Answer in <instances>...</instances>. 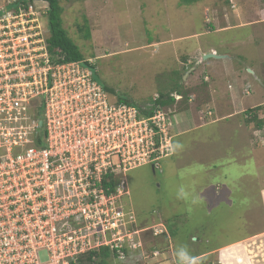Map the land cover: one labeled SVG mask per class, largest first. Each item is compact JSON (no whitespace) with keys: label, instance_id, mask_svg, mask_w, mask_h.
I'll list each match as a JSON object with an SVG mask.
<instances>
[{"label":"built area","instance_id":"1","mask_svg":"<svg viewBox=\"0 0 264 264\" xmlns=\"http://www.w3.org/2000/svg\"><path fill=\"white\" fill-rule=\"evenodd\" d=\"M19 2H0V264H80L102 249L150 261L144 234L167 230L156 217L141 227L127 173L174 154L172 109L160 95L140 109L112 100L92 62L49 51V3Z\"/></svg>","mask_w":264,"mask_h":264},{"label":"rangeland","instance_id":"2","mask_svg":"<svg viewBox=\"0 0 264 264\" xmlns=\"http://www.w3.org/2000/svg\"><path fill=\"white\" fill-rule=\"evenodd\" d=\"M182 3L183 0H61L63 27L80 47L85 60L92 62L96 80L111 90V99L130 101L138 108L178 84L183 85L185 97L195 78L201 81L206 71L211 75L212 71L206 68L212 69L207 66L213 60L184 81L193 65L185 66L184 57L197 45L205 52L214 48L222 54H236L244 68L255 67L254 62H259L264 69V0H201L190 6ZM255 79L256 76H251L252 89L246 96L247 107L252 109L264 103V88ZM183 102L178 105V113L184 112ZM189 118V114L184 116L185 120ZM235 122L237 125L240 122L238 117L221 123V127L213 125L188 135L173 136V145L179 142L182 148L163 159L156 174L152 166L127 173L128 208L139 220L149 215L161 218L170 233L169 239L162 237L156 241L148 236L151 244L157 243L156 249L165 251L154 261L148 249L151 260L140 264H175L174 251L179 244H187L199 258L214 245L236 238L245 224L248 233L264 230L260 197L264 187V152L257 160L252 156L248 161H237L232 151L238 142H243L233 127ZM184 128L189 129V124ZM213 141L219 151L216 157H207L204 163L195 158L187 161L186 150L211 151ZM187 142L191 147L184 150ZM247 154L248 150L242 156ZM215 164L217 169L213 168ZM243 172L255 174L256 180ZM181 183L187 186L191 198L198 201L196 204L191 199L175 198V189ZM247 218L250 221L246 223ZM148 225L149 222H142V226ZM202 235L211 243L201 245L193 241L201 240ZM241 249L225 248L211 255L206 264H221V259L225 264H233L232 256ZM139 259L113 260L109 264H135ZM238 263H242V258Z\"/></svg>","mask_w":264,"mask_h":264},{"label":"crops","instance_id":"3","mask_svg":"<svg viewBox=\"0 0 264 264\" xmlns=\"http://www.w3.org/2000/svg\"><path fill=\"white\" fill-rule=\"evenodd\" d=\"M209 53L228 56V58L223 60H205L196 67V69L193 71V74L191 73L187 77L190 78V76L192 77L193 75L197 74L201 66L206 65L205 63H209L208 61H214L209 64V66H207L212 67V69L206 68L207 70L212 71L211 75L207 73V71L204 72L201 76L202 78L200 77L201 81L195 78V82L191 84L192 89H188L189 93L187 94V96L184 97L185 102H183V108L185 109L182 110L184 112L178 113L177 111L178 105L181 102L175 101V104L170 107V110L172 109L173 111L172 136L179 137L183 134L188 135L193 131L208 128L213 125H219V127H221V123H227V121L235 120V118L238 117L240 122L238 123V125L235 122L233 127L238 130L237 134L242 137L240 141L243 143H237L235 147L236 149L232 151L233 156H237L238 162L248 161L252 156L255 157V159L257 160V158L261 157L264 152V144L257 140L254 135L256 132L255 123L249 122V119H247L244 115L246 112L253 110L252 108L247 107V95L245 93L247 87L249 85L251 86V76H256L255 80L259 81L262 87L264 88V69L260 67L259 62H256V64L254 62L255 67L244 68L240 63H238L240 57L236 54H222L214 48L205 52L203 51L201 45H197L195 49L189 51L186 57H184L187 62L183 64L185 66L193 64L192 66H190V68H193L196 63L203 58L204 55ZM228 64H231V66L228 67ZM249 70H251L253 74L249 72ZM172 91L173 90H170V92H167L166 94H170L172 93ZM261 104L262 103L255 105L254 107L256 108ZM172 107L176 109H173ZM187 114H189L190 118L185 120L184 116H186ZM186 123H188L190 127L187 130H185L184 128ZM212 137L213 136H210L209 138ZM256 141L262 144V146L259 145ZM188 144L189 143L187 142L184 145V150H186L187 148L189 149V147H191L188 146ZM260 147H262V149ZM247 150L250 152V154L242 156V154L245 153ZM205 151L208 150H206V148L204 151L202 150V148H200L197 150V152L186 150V154H189L187 161L189 162L190 159L195 158L198 162L204 163L207 157H216L219 152L218 148H216V141H213L211 151ZM214 161L215 159H212V162ZM213 168L217 169L216 164L213 165ZM153 171L156 174L157 171ZM242 174L252 175L251 177L253 178V181H255L257 177L255 174H249L248 172H243ZM260 197L262 209L264 212V187L260 190ZM153 220H155V217L149 215L145 219H141L139 221H141V223L143 221H146L152 224ZM248 220L250 221V219L247 218L245 222L247 223ZM246 226V224L243 225V232L236 238L224 244L214 245V247L210 248L206 253L202 254L199 259L205 256H211L217 252H221L223 249L225 250V248L227 249L230 247H242V249L237 252L236 256H232L233 261H235L233 264H264V230H256L257 232L253 231L248 233L245 232ZM146 233H149L153 237L152 232ZM169 234L170 233L168 232L166 233V239H169ZM190 236L191 235H189V238ZM158 238H162V236L157 237V239ZM193 238L194 237L191 238V241L193 240ZM193 241H198L199 243H201V245H205L207 242H209V244L211 243L210 239H208L206 235H202L201 240L195 238V240ZM241 258L242 263H238V260ZM225 263L221 259V264Z\"/></svg>","mask_w":264,"mask_h":264},{"label":"trees","instance_id":"4","mask_svg":"<svg viewBox=\"0 0 264 264\" xmlns=\"http://www.w3.org/2000/svg\"><path fill=\"white\" fill-rule=\"evenodd\" d=\"M1 1L2 0H0V2ZM32 1L33 0H22V2H19V3L20 4H30ZM46 1L49 3V5L51 7V11L49 12L48 17H47L49 32H50L48 43H49V51L51 52V54H53V55L59 54V55L63 56V62L64 63L79 62V63H84L86 66H91L90 62L85 60L84 55H83L80 47L75 43V41L70 37L67 30L63 27L62 15L64 13V10L61 6V0H46ZM200 1L201 0H183L182 4L190 6V5L196 4ZM81 31H82V29H81ZM86 37L87 38L90 37L89 32H87ZM184 60H185V58H184ZM91 68H93L95 70L94 66H91ZM189 69H186V70H189ZM181 88H182V90H180ZM104 89L108 93L112 94L111 90L109 88L104 87ZM175 92L184 97L183 85L178 84L177 86H174L172 93H175ZM183 100H184V98H183ZM118 102L119 103H126L130 106H134L130 101H125L123 99H119ZM159 104H162L165 107H171L172 105L175 104V99L170 97L169 94H161V100L159 101ZM260 110H261V108L257 107V108L250 110L244 114L245 117L247 119H249V122L255 123V126L257 128H261L264 125V120L259 119ZM140 225L142 228H146V226H142L141 221H140ZM150 225H151V223L149 222L148 226H150ZM144 236L146 238V241L150 242L148 240V236H150V234L145 233ZM164 236H162V237H164ZM153 239H155V241H156L157 238L153 237ZM150 245H151L150 251H153L157 247L156 242H154L153 244L150 243ZM164 251H165V249L162 252H164ZM210 257L211 256H205V257L201 258L199 260L200 264H206L207 261L210 259ZM113 259H114V256L110 250L102 249L99 252H92L91 254L87 255L85 258H83L81 260L80 264H109L110 262L113 261ZM209 264H212V262Z\"/></svg>","mask_w":264,"mask_h":264},{"label":"clouds","instance_id":"5","mask_svg":"<svg viewBox=\"0 0 264 264\" xmlns=\"http://www.w3.org/2000/svg\"><path fill=\"white\" fill-rule=\"evenodd\" d=\"M250 89H252L251 86H250ZM170 94H172V93H170ZM170 94H169V96H170ZM258 107H260L262 110V108H264V103L259 105ZM261 110L259 112V116H260ZM263 112H264V110H263ZM180 148H182V145L179 142H177L174 145H170L169 150L174 152ZM174 196L178 200L188 201L191 199L192 204H196L198 202L195 198H191V194L188 191L187 186L183 183L178 185V187L175 189ZM174 260H175V264H200L199 258L192 254V252H191V250L187 244H179L176 247V249L174 251Z\"/></svg>","mask_w":264,"mask_h":264},{"label":"water","instance_id":"6","mask_svg":"<svg viewBox=\"0 0 264 264\" xmlns=\"http://www.w3.org/2000/svg\"><path fill=\"white\" fill-rule=\"evenodd\" d=\"M228 56H224V55H218V54H215V53H209V54H206L203 56V58L198 61L196 63V65L190 70L189 74H191L195 69L196 67L201 64L203 61L205 60H208V59H216V60H223V59H227ZM249 72H251L253 74V72L251 70H249ZM187 80V76L184 77V81ZM154 170V169H153Z\"/></svg>","mask_w":264,"mask_h":264}]
</instances>
